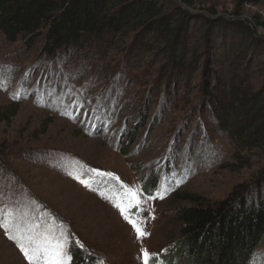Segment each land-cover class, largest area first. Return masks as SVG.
Returning <instances> with one entry per match:
<instances>
[{"label":"rangeland","instance_id":"obj_1","mask_svg":"<svg viewBox=\"0 0 264 264\" xmlns=\"http://www.w3.org/2000/svg\"><path fill=\"white\" fill-rule=\"evenodd\" d=\"M163 2L187 14L175 60L162 39L138 46L136 31L51 59L41 42L27 48L0 33V220L11 234L68 235L98 264H143L142 248L164 264L180 239L182 194L215 206L264 181L263 152L241 149L211 107L231 88L264 87V2ZM239 23L255 37L247 46ZM69 172L86 173L92 190ZM128 189L142 194L129 212L140 239L114 206ZM0 264H27L2 229ZM250 264H264V240Z\"/></svg>","mask_w":264,"mask_h":264},{"label":"trees","instance_id":"obj_2","mask_svg":"<svg viewBox=\"0 0 264 264\" xmlns=\"http://www.w3.org/2000/svg\"><path fill=\"white\" fill-rule=\"evenodd\" d=\"M178 1L193 6L192 0ZM239 1L249 5L264 2ZM208 15L216 17L213 9ZM186 16L179 7L167 9L163 0H0V33L7 42L21 40L27 48L41 42V55L51 59L96 39L114 45L116 37L136 31L138 46L148 47L162 39L163 51L175 60L177 48L185 47ZM235 29L245 46L254 41L245 24L239 23ZM212 101L222 128L240 148H255L264 154V87L231 88L225 100L212 97ZM5 116L0 113V122ZM180 199L188 203L175 210L180 239L161 257L164 264H250L264 240V181L254 193L241 195L235 189L215 206L189 194ZM69 255L70 264H98L94 256L74 244H70Z\"/></svg>","mask_w":264,"mask_h":264},{"label":"snow or ice","instance_id":"obj_3","mask_svg":"<svg viewBox=\"0 0 264 264\" xmlns=\"http://www.w3.org/2000/svg\"><path fill=\"white\" fill-rule=\"evenodd\" d=\"M98 176H112V173H100L96 169L91 170ZM73 179L77 180L83 186L91 189V178H85L86 173L80 175H73L71 172L68 173ZM142 194L139 190L128 189L123 192L120 197V202L114 206L119 209L121 216L127 221L133 230L137 234V238H143L146 234L139 226L137 220H133L129 215L130 209L139 208L143 201L140 199ZM149 199L154 197L149 196ZM163 198V195H160ZM124 201H127L125 203ZM0 229L3 230L4 235L7 239L13 241L20 253L23 255L27 264H69L70 257L68 255V249L70 247L71 237L65 234L56 235L51 232H44L34 236H24L23 230L16 226V234H11L9 228V221L7 219L0 220ZM26 241V242H25ZM79 245V241H76ZM80 247H83L80 245ZM140 259L143 264H156L158 254H152L147 249H141ZM103 264V262H100Z\"/></svg>","mask_w":264,"mask_h":264}]
</instances>
